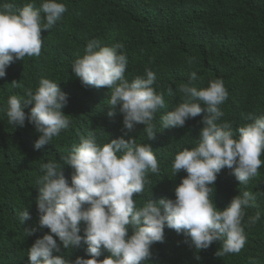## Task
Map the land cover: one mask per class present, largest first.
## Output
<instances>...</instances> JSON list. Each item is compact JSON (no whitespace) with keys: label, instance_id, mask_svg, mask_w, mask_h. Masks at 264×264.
Wrapping results in <instances>:
<instances>
[{"label":"clouds","instance_id":"obj_1","mask_svg":"<svg viewBox=\"0 0 264 264\" xmlns=\"http://www.w3.org/2000/svg\"><path fill=\"white\" fill-rule=\"evenodd\" d=\"M66 11V4L58 0H41L39 7L36 0L20 8L14 2L0 4V78L6 77L13 62L40 56L42 31L55 27ZM127 67L122 44L102 46L97 39L89 40L84 55L72 63L71 74L83 87L111 90L108 115L121 114L123 127L119 137L106 143L88 130L66 155L40 165L43 174L36 181L35 197L38 221L25 231L27 236L48 231L28 248V264H152V246L164 242L165 228L183 234L197 253L219 242L216 256L238 254L246 244L245 225L259 219L258 212L245 221L246 210L255 206L251 192L234 196L223 209L212 195L221 170L229 169L239 185H246L264 166V115H249L252 122L234 136L231 123H217L224 116L220 105L228 97L223 80H211L198 89L196 72L178 85L181 102L160 116V128L167 129L183 128L187 120L207 114L198 143L179 151L172 162V176L182 170L186 176L175 187L174 199L137 203L134 194L144 193L151 183L148 174H159L161 168L151 144L138 143L130 133L142 124L147 140H154L156 114L166 104L164 93L154 87L156 74L151 69L129 81ZM12 84L18 86L16 80ZM167 93L172 95L173 89L169 87ZM25 96H9L5 115L14 127H24L26 122L34 127L39 134L34 148L39 150L72 124L62 111L69 97L60 83L47 78ZM64 165L72 169L70 178L64 174ZM18 219L21 224L31 219L28 208ZM82 244L85 256L71 259L62 252ZM104 251L109 255L99 259Z\"/></svg>","mask_w":264,"mask_h":264},{"label":"trees","instance_id":"obj_2","mask_svg":"<svg viewBox=\"0 0 264 264\" xmlns=\"http://www.w3.org/2000/svg\"><path fill=\"white\" fill-rule=\"evenodd\" d=\"M22 7L28 0H0ZM67 11L56 26L42 31L40 56L25 57L7 68L0 78V264H28V248L48 229L27 236L25 229L38 221L35 197L36 181L43 173L40 165L66 155L79 137L88 130L97 133L98 141L106 143L121 135L123 117L110 111L107 88H85L71 74V65L84 55L86 44L97 39L102 46L123 45L128 56L126 78L145 75L146 69L156 74L157 92L164 93L166 108L156 114L157 134L147 140L144 125H137L134 136L138 143L151 144L161 171L148 174L150 184L145 192L134 194L141 204L147 199H174L175 187L186 176L182 170L172 176L175 155L191 148L200 139V128L206 113L189 119L183 128H160V116L181 102L178 85L188 81L192 72L198 79L195 86L207 87L209 81L221 79L228 91L220 105L224 116L217 123L229 122L234 136L238 129L252 121L249 115H264V0H58ZM41 0H36L39 7ZM192 60V63L189 61ZM42 78L60 83L69 103L62 111L72 124L53 142L37 150L38 133L31 124L12 126L5 115L11 95L27 99ZM16 80L18 86H13ZM173 89L168 95L167 89ZM29 105L25 111L30 109ZM264 160V155L261 156ZM66 177L72 169L64 165ZM212 199L219 209L231 199L249 191L255 206L246 210L245 221L260 217L255 224L245 225L246 244L238 254L215 255L219 242L198 253L185 243L186 237L165 228V240L152 246V264H264V166L246 185L225 168L217 176ZM28 208L31 219L21 224L18 217ZM84 225H81L83 229ZM86 245L63 250L66 257L85 256ZM109 253L104 251L99 259ZM200 259L197 260L196 256Z\"/></svg>","mask_w":264,"mask_h":264}]
</instances>
